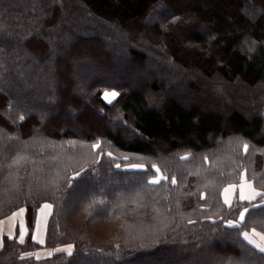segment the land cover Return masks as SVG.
Returning <instances> with one entry per match:
<instances>
[{"label":"trees","instance_id":"obj_1","mask_svg":"<svg viewBox=\"0 0 264 264\" xmlns=\"http://www.w3.org/2000/svg\"><path fill=\"white\" fill-rule=\"evenodd\" d=\"M244 174L264 192V0H0V219L29 228L0 264H264V197L221 196ZM45 202L72 256H23Z\"/></svg>","mask_w":264,"mask_h":264},{"label":"crops","instance_id":"obj_2","mask_svg":"<svg viewBox=\"0 0 264 264\" xmlns=\"http://www.w3.org/2000/svg\"><path fill=\"white\" fill-rule=\"evenodd\" d=\"M249 184L252 187H249L248 186ZM253 189L257 192H261L256 187L254 182L244 174L238 183L229 184L223 188L222 195H221L222 200L224 204L227 206H231L236 202H248V203L255 202L257 199H259L260 196L254 197L251 201L241 200L240 198L241 195L246 196V197L252 196ZM226 200H227V203L225 202ZM45 205H50V207H44ZM52 211H53V205L49 202L43 203L38 208L36 218H35L34 228L32 230V241L38 244L39 248L24 253L23 256L25 258L31 257L37 260L50 258L56 252H64V251H58V250L66 249L67 246L72 245V244H68V245H64L62 247L54 248V249L46 247L47 229H48V223H49L50 217L52 215ZM26 214H27L26 208L20 207L16 209L15 211H13L8 216H6L5 218L0 219V251L4 247L5 238H8L10 240H16L20 244H24L27 241L29 228H28ZM254 232L264 235L263 233L258 232L256 230H250L248 234H249V239L251 240V243L249 242V240L247 241L250 243L251 246H253L255 249L260 251L259 248H257L255 245H260L261 247H264V240H261L260 236L254 235ZM21 238L23 239V243L20 242ZM72 252H73V245H72Z\"/></svg>","mask_w":264,"mask_h":264},{"label":"rangeland","instance_id":"obj_3","mask_svg":"<svg viewBox=\"0 0 264 264\" xmlns=\"http://www.w3.org/2000/svg\"><path fill=\"white\" fill-rule=\"evenodd\" d=\"M161 11H162V9H161ZM218 83H221L219 80H216ZM208 87V89H207V92L208 93H212V90H211V88H210V85L209 86H207ZM113 92H115V93H117V95L115 96V97H112L110 94L111 93H113ZM109 94L107 97H106V95L105 94ZM117 96H118V92L117 91H115V90H107V91H105L104 92V95H103V97H104V99L106 100V102H108V103H111V102H113L116 98H117ZM237 106H238V104H237ZM109 154V153H108ZM123 160H124V162H122L121 164H119V167L120 168H122V169H126V170H144L146 167H145V159H143V158H141V157H138V156H125L124 158H123ZM70 246V245H69ZM69 246H67V248L69 247ZM66 248V249H67ZM71 249H72V245H71ZM179 260H181V259H179ZM178 262V264H179V261H176V262H174V263H177ZM181 262V261H180ZM173 263V262H172Z\"/></svg>","mask_w":264,"mask_h":264},{"label":"snow or ice","instance_id":"obj_4","mask_svg":"<svg viewBox=\"0 0 264 264\" xmlns=\"http://www.w3.org/2000/svg\"><path fill=\"white\" fill-rule=\"evenodd\" d=\"M106 95V97L109 95V94H105ZM112 97H115L116 95H117V93H115V92H113V93H111L110 94ZM21 119H22V117H21ZM247 148H248V146L245 144L244 145V149H245V151H247ZM110 155V154H109ZM117 167H119V165H117ZM157 171H159L158 169H157ZM153 183H158V181H152ZM173 183H175V181L173 180ZM249 187H252L250 184L248 185ZM256 196H260V197H264V192H257V191H255L254 189H253V193H252V196H250V197H246V196H243V195H241V200H249V201H251L254 197H256ZM226 203H227V200L225 201ZM44 207H50V205H45ZM21 211H23V210H21ZM248 211V209L247 208H245L244 209V212H247ZM240 219L241 220H243L244 219V215H243V213L240 215ZM229 226L230 227H238L239 225H236V224H234L233 222H231V221H229ZM254 235H256V236H260V239L261 240H264V235H261L260 233H256V232H254ZM243 236H244V238L246 239V240H249V242L251 243V240L249 239V234H248V232H243ZM20 242L21 243H23V239L21 238V240H20ZM257 248H259V250L260 251H262V252H264V247H261L260 245H255ZM58 251H64V252H66V254L68 255V256H72L73 255V252H72V249H71V246H69V248H67V249H63V250H58Z\"/></svg>","mask_w":264,"mask_h":264}]
</instances>
